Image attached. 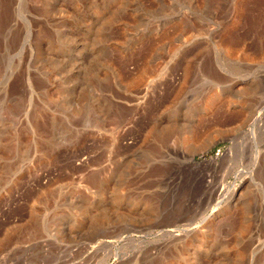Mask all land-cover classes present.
<instances>
[{
  "label": "rangeland",
  "instance_id": "obj_1",
  "mask_svg": "<svg viewBox=\"0 0 264 264\" xmlns=\"http://www.w3.org/2000/svg\"><path fill=\"white\" fill-rule=\"evenodd\" d=\"M0 264H264V0H0Z\"/></svg>",
  "mask_w": 264,
  "mask_h": 264
}]
</instances>
